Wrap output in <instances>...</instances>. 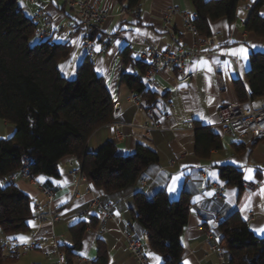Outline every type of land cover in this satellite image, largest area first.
<instances>
[{"label": "crops", "instance_id": "obj_1", "mask_svg": "<svg viewBox=\"0 0 264 264\" xmlns=\"http://www.w3.org/2000/svg\"><path fill=\"white\" fill-rule=\"evenodd\" d=\"M82 1L109 14L101 33L95 37L100 54L93 63L96 73L106 81L118 119L92 135L88 150L97 152L106 142L113 140L118 150L124 151V156L133 154L139 144L157 151L161 156V166L153 184L164 188L172 201L178 200L183 191L189 194L190 216L182 235L185 248L182 264H227L217 251L208 247L206 233L214 230V226L232 210L238 211L244 222L252 217L249 229L264 239V234L254 231L264 227V138L254 140L247 131L225 133L219 123L222 105L241 103L235 91L236 80L241 81L250 93L247 72L251 54L264 53V40L245 30L254 0L241 4L235 22L222 18L210 23L209 37L217 36L220 41L214 47L199 43L206 37H196L185 28V17L194 18L196 15L190 0H141L138 12L128 11L117 0ZM19 6L36 23L50 19L51 41L66 43L71 49L61 63L66 72H61L74 79L87 56L82 46V30L73 10L64 0H34V3L20 0ZM172 10L174 12L168 17ZM261 14L264 16V9ZM34 41L41 42L39 34ZM151 49L185 53V71L181 75L177 67L165 66L159 73L148 77V67L142 81L146 90L156 93L157 97L155 101L148 102V99L136 95L138 106L130 101L133 92L121 80L124 74L140 75L142 71L131 64L126 65L122 54L129 51L134 62L150 66L153 61ZM241 49L246 51V59L242 58ZM192 51L200 55L192 56ZM217 74L222 77L223 87L216 79ZM250 105L254 109L263 108L264 100L250 101ZM143 124H147L149 130L138 127ZM198 124L219 136L222 145L221 150L212 149L206 158L196 153ZM14 132L13 126L0 120V139L11 137ZM225 165L242 168L243 180L256 182L259 187L240 190L236 186H227L220 176V167ZM80 166L79 159L68 157L59 163L58 177H39L40 183L54 192L51 207L63 216V220L54 224L41 223L36 220L34 211L29 233L7 236L0 230V244L12 240L22 245L36 244L33 251L20 259L0 264H55L59 247L73 245L71 228L81 221L91 222L93 218L98 220L97 226H88L75 264H92L98 255L100 240L106 245L109 264H140L127 248L123 230L129 228V220L124 207L116 204V199L107 201L114 203V219L105 223L107 233L100 231L102 223L98 213L89 212L85 218H79L93 200L104 202L107 199L106 192L88 180L75 185L71 173ZM248 169L253 171L249 173ZM246 176H251V179H246ZM177 177L179 179L173 183ZM10 180L31 198L33 210L35 204L40 205V211L47 210L49 200L37 185L20 174ZM150 185L139 183L138 186ZM219 187L223 188L221 194ZM21 236L27 241L16 239ZM141 239L148 263L157 264L154 257L158 256L161 258L159 264H163L162 256L151 249L147 236L143 235ZM219 248L223 251L222 247Z\"/></svg>", "mask_w": 264, "mask_h": 264}, {"label": "trees", "instance_id": "obj_2", "mask_svg": "<svg viewBox=\"0 0 264 264\" xmlns=\"http://www.w3.org/2000/svg\"><path fill=\"white\" fill-rule=\"evenodd\" d=\"M117 1L131 12H138L141 2ZM190 1L197 16L193 23L199 35L207 38L211 36V22L222 18L235 22L241 4L248 0ZM19 2L0 0V120L15 128L11 137L0 139L1 232L16 236L31 230L32 200L10 180L20 174L22 157H30L29 174L38 181L40 176L58 177L59 163L76 157L86 179L106 192L107 199L102 203L116 199V204L124 207L130 225L126 230L140 238L147 236L148 244L162 256L163 264H182L185 254L182 235L190 216L189 194L183 191L178 200L172 201L164 188L153 184L161 156L149 147L139 144L133 154L118 156L117 143L112 140L97 152L88 150L92 135L118 120L106 81L88 58L79 66L74 79L63 75L60 66L69 56L70 46L54 43L49 37L35 42L38 23L19 9ZM262 9L264 0H254L245 30L264 40ZM122 55L126 65L142 71L140 75L124 74L122 84L148 102L155 101L156 93L146 90L142 81L149 66L134 62L129 51ZM247 80L250 93L241 81L234 82L239 102L264 100V53L251 54ZM195 136L196 153L203 158L212 149H222L219 136L199 124ZM243 174L240 167H220L226 185L240 190H244ZM141 180L151 184L150 187L139 188ZM97 222L93 218L71 228L73 245L59 247L66 264H75L88 226L95 228ZM213 229L220 237L219 246L227 264H264V239L254 235L238 211L232 210ZM98 247L92 264H109L103 241H98Z\"/></svg>", "mask_w": 264, "mask_h": 264}, {"label": "built area", "instance_id": "obj_3", "mask_svg": "<svg viewBox=\"0 0 264 264\" xmlns=\"http://www.w3.org/2000/svg\"><path fill=\"white\" fill-rule=\"evenodd\" d=\"M29 3H34V0H27ZM69 7L73 10L75 17L79 23V26L82 30V46L86 51L87 58L94 62V60L99 56L100 51H97L95 37L102 31V25L104 21L108 18V12H105L99 8L91 7L87 5L82 0H64ZM19 9L22 11L23 8L19 6ZM174 11H170L168 17ZM40 17H38L39 19ZM185 17V28L194 34L196 37H199L197 28L195 27L193 21L196 19ZM50 19L43 20L38 23V33L39 37L42 40L47 39L50 36L48 28L50 27ZM95 35V36H94ZM94 36V38H92ZM199 43L206 45L208 47H214L219 45L220 41L217 36L208 37L202 39ZM208 53V52H207ZM192 56L200 55L194 51L191 52ZM152 64L149 66L147 71L148 77L153 74L159 73L165 66L177 67L181 75H184L185 71V53L175 54L171 50L166 52H158L155 49H151ZM216 79L223 87L222 77L217 74ZM136 93H132L130 101L138 106H140L138 97ZM219 123L223 127L225 133H234L239 131L249 132L254 140H259L264 138V107L260 109H254L248 103H229L222 105L219 109ZM139 128L149 130L147 124L139 125ZM31 165V159L29 156L22 157V168L20 170V175L24 178L29 179L34 185H37L42 193L48 198L49 205L46 211H40V205L35 204V218L37 221L43 223H58L63 220V216L57 213L52 207L51 203L55 197L54 192L45 185L41 184L37 178L32 177L29 174V168ZM201 176L204 174L201 172ZM74 183L76 186L80 185L82 182L87 181L86 177L83 175L80 167L74 168L71 173ZM12 179L15 178L13 175ZM142 186H146L147 182L145 180L140 181ZM243 188L248 190H256L259 187V184L256 182H247L243 180ZM223 188L219 187L220 194L222 193ZM114 203L109 202L107 204L102 203L100 199L93 200L88 207V210L84 213L79 214V218H85L89 212L98 213L99 219L102 223V228L100 229L101 233H107L108 229L105 227L107 221L114 219ZM217 217L220 215L217 214ZM252 217H250L246 224L249 225ZM123 235L127 243V248L130 253L138 260L140 264H149L146 255L143 252L144 242L140 237L135 236L129 230H123ZM207 245L213 250L217 251L221 258H224V252L219 248L220 237L214 230H209L206 233ZM36 248L35 243H29L22 245L17 240H12L8 243L0 244V262H8L13 260H18L21 257L25 256L27 253L33 251ZM58 259L55 264H66V258L63 252L58 251Z\"/></svg>", "mask_w": 264, "mask_h": 264}, {"label": "snow or ice", "instance_id": "obj_4", "mask_svg": "<svg viewBox=\"0 0 264 264\" xmlns=\"http://www.w3.org/2000/svg\"><path fill=\"white\" fill-rule=\"evenodd\" d=\"M98 50H99V48L97 47V51H98ZM240 51L243 53L242 58L246 59V58H247V53H246V51L243 50V49H241ZM232 54L235 55L236 53H232ZM60 67H61V70H62V71H65V72H66V69H65V66H64V65H61ZM69 67H71V66L69 65ZM66 74H67V73H66ZM231 163H236V162H235V161H232ZM247 171H248L249 173H251L253 170H252V169H248ZM213 175H214V174H213ZM245 178H246V179H251V176H246ZM40 179H43V178H40ZM178 179H179V177L174 178L173 183H175ZM169 190H170V191H173L174 189H169ZM262 191H264V190H262ZM254 231H257V232H259V233L264 234V227L256 228V229H254ZM10 239H12V238H10ZM16 239L21 240V241H24V242L27 241V238H26V237H22V236H21V237H16ZM82 255H83V253H82ZM150 255H151V254H150ZM154 259H155V261L157 262V264H159L161 258L158 257V256H155Z\"/></svg>", "mask_w": 264, "mask_h": 264}, {"label": "water", "instance_id": "obj_5", "mask_svg": "<svg viewBox=\"0 0 264 264\" xmlns=\"http://www.w3.org/2000/svg\"><path fill=\"white\" fill-rule=\"evenodd\" d=\"M117 155L118 156H124V151L123 150H118Z\"/></svg>", "mask_w": 264, "mask_h": 264}, {"label": "rangeland", "instance_id": "obj_6", "mask_svg": "<svg viewBox=\"0 0 264 264\" xmlns=\"http://www.w3.org/2000/svg\"><path fill=\"white\" fill-rule=\"evenodd\" d=\"M29 180V179H28Z\"/></svg>", "mask_w": 264, "mask_h": 264}]
</instances>
